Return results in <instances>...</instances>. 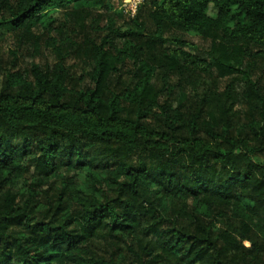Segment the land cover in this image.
Segmentation results:
<instances>
[{
	"label": "trees",
	"instance_id": "1",
	"mask_svg": "<svg viewBox=\"0 0 264 264\" xmlns=\"http://www.w3.org/2000/svg\"><path fill=\"white\" fill-rule=\"evenodd\" d=\"M0 0V264H264V0Z\"/></svg>",
	"mask_w": 264,
	"mask_h": 264
},
{
	"label": "built area",
	"instance_id": "2",
	"mask_svg": "<svg viewBox=\"0 0 264 264\" xmlns=\"http://www.w3.org/2000/svg\"><path fill=\"white\" fill-rule=\"evenodd\" d=\"M142 3L143 0H124L122 10L130 17H135Z\"/></svg>",
	"mask_w": 264,
	"mask_h": 264
},
{
	"label": "rangeland",
	"instance_id": "3",
	"mask_svg": "<svg viewBox=\"0 0 264 264\" xmlns=\"http://www.w3.org/2000/svg\"><path fill=\"white\" fill-rule=\"evenodd\" d=\"M143 4V3H142Z\"/></svg>",
	"mask_w": 264,
	"mask_h": 264
}]
</instances>
